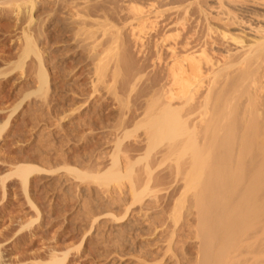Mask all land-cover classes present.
I'll list each match as a JSON object with an SVG mask.
<instances>
[{"label": "rangeland", "instance_id": "rangeland-1", "mask_svg": "<svg viewBox=\"0 0 264 264\" xmlns=\"http://www.w3.org/2000/svg\"><path fill=\"white\" fill-rule=\"evenodd\" d=\"M258 26L264 0H0V264H199L215 138L236 111L264 127ZM202 51L208 88L169 101L170 64Z\"/></svg>", "mask_w": 264, "mask_h": 264}, {"label": "bare ground", "instance_id": "bare-ground-1", "mask_svg": "<svg viewBox=\"0 0 264 264\" xmlns=\"http://www.w3.org/2000/svg\"><path fill=\"white\" fill-rule=\"evenodd\" d=\"M130 10L134 12L136 15L140 14V17H137L139 20V23H142L143 21L146 20L145 16H141L143 12L141 11L142 9L137 6V4L136 6L132 5ZM225 14L227 13L225 12ZM232 19L234 18L232 17ZM238 19H236V21ZM238 21L236 22V24L238 23ZM145 22H143V24ZM242 25L243 24H241V26ZM241 26L239 25V27ZM256 29L255 30L257 31L259 35H257L258 36V37L256 36L257 39L253 41L255 44L258 45V43L260 44L264 42V26H258ZM142 31L140 30V32ZM223 36L224 38L225 36L228 37L227 33H224ZM229 37L225 39L230 40ZM231 37L233 38L234 36H231ZM233 40L235 41L236 39L233 38ZM239 41L236 43L240 45V43L243 41L242 39H240ZM253 41H252V44H253ZM247 46L243 45V47H247ZM251 48L253 49V47ZM251 48L250 50H252ZM246 49L248 50V48ZM254 50L252 52L255 53L256 50L255 51ZM249 53H250L249 51L244 53L246 55V58H248V56H250V58L252 57L251 56L252 53L250 54ZM228 54L230 55L229 52ZM173 61L174 62L172 63V65L170 64V68L168 69L169 70L168 72L171 78L170 80L171 85L168 90L167 98L169 99V101H179L181 102L182 105H192L193 106L195 105V102L198 99V96H199L198 94L200 93V91L204 88L205 89L208 88V83L206 81L208 79L207 77L213 71L214 62L212 58L208 57L206 51H202L200 55L189 53L181 58H178V57L174 58ZM249 63L250 61L247 62V64ZM247 64L246 66H248ZM249 66H248V71H251V68L249 69ZM254 70H252L251 72H245L247 74L245 75L243 74V75L244 76L247 75L246 79L248 80V85L249 86L252 85V87H254L253 89L256 90L255 93L258 95V92L263 88V86L261 85L262 83H261L260 76L262 78L264 76L263 75L264 73L261 74L262 73L261 72L258 75V73L256 72L257 70L256 71ZM237 89L235 90L237 91ZM256 94L255 96L251 94L250 100L252 103L251 102L249 103L251 105L250 107L256 106L255 104L256 98H257ZM177 109L178 108H175V110L174 109L172 110L177 111ZM197 109L198 107L194 106L191 112H195ZM236 113L237 111L235 112V115L232 114L233 120L231 123L228 122L230 125H228L227 123L228 127H226L225 125V128H224V129L230 128L229 131H231V137H232L231 141L228 140L229 143H226L227 138L223 137L226 142H224L223 140V143H222L221 134L220 133L217 134V136L219 135L221 136V137H218L220 139L219 142L221 143L220 145L217 144L219 143L218 138H215L217 140V142L215 140V143H214V145H216L215 148L217 147L216 149H218V147H220L218 151L216 150L217 151L216 156H215L216 160L213 159L214 162L211 165L207 164L209 161L205 164V166L206 165L210 166L209 169L205 167L209 171L208 173L210 176H208V178H209L210 183L206 184L207 186L205 188L203 187L204 191L202 190L203 191L202 199L201 201H199L200 213L202 215L201 222L199 223L200 226H198L200 227V229L198 230L201 231L200 232L201 235L199 234L201 237L199 238H201V247H202L201 248L202 257L200 259L199 264H264V253H263L264 251V194L261 192L262 189H264V185H263L264 183L263 182L264 181L263 171L264 170H262L264 169V127L262 128L260 123L251 122L250 121L251 115H250V119L247 120L248 119L247 117H245V119L239 118L237 115L238 113L237 114ZM163 118H167V116ZM179 120L182 121L181 119H178L175 122L179 124L180 123ZM163 121L161 123H163ZM166 121H169V120H166ZM177 124H175V127ZM172 126H174V124ZM173 128L171 127V129ZM174 130H172V134L175 133L176 130L175 131ZM225 131L226 130H224V132ZM172 134L170 132V136ZM176 134L175 136H177ZM172 136L171 138L173 139L175 136L174 137ZM167 138H170V137H167ZM197 152L199 151L197 150ZM234 153H236L234 157L235 159L233 158L232 160ZM238 156H240L239 159L241 158L242 161L240 160V162L237 163L238 159L236 157ZM249 156H250L249 159L251 160H253V158L256 159L258 157L259 161L256 162L257 161L256 159L255 161L256 163H254L248 159ZM206 158L207 157L203 159L206 160ZM197 160H199L198 157H197ZM234 160H236V162ZM247 163L248 164L251 163V164L248 165ZM235 165L236 166L238 165V166L235 167ZM202 166L204 168V164ZM238 167H240L241 170H239ZM34 169L35 168L33 166L26 165L24 167H19L16 170V172L18 174L19 173L24 174ZM207 169H205L206 170L205 173H207ZM191 174L192 173H190V175ZM24 183L25 185L28 184L27 178L24 179ZM202 200L204 201L202 202ZM197 206H198V203H197ZM233 212H234V215L230 214ZM199 218H201V216ZM52 264H56V261Z\"/></svg>", "mask_w": 264, "mask_h": 264}]
</instances>
